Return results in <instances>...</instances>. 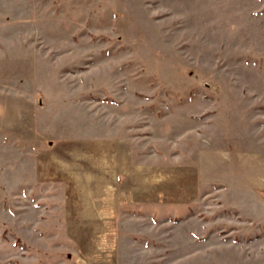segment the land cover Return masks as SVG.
Wrapping results in <instances>:
<instances>
[{
  "label": "rangeland",
  "instance_id": "rangeland-1",
  "mask_svg": "<svg viewBox=\"0 0 264 264\" xmlns=\"http://www.w3.org/2000/svg\"><path fill=\"white\" fill-rule=\"evenodd\" d=\"M126 135L137 161L224 165L189 211L70 236L33 154ZM102 263L264 264V0H0V264Z\"/></svg>",
  "mask_w": 264,
  "mask_h": 264
},
{
  "label": "crops",
  "instance_id": "crops-1",
  "mask_svg": "<svg viewBox=\"0 0 264 264\" xmlns=\"http://www.w3.org/2000/svg\"><path fill=\"white\" fill-rule=\"evenodd\" d=\"M134 146L135 138L126 135L36 149L32 187L50 188L54 183V189H60L57 198L70 236L83 235L81 224L95 226L97 236H119L122 215L129 209L148 207L149 211L153 207V214L164 207L170 208L165 212L187 210L198 199L201 168L204 173L213 164L224 165L214 160L213 152L211 156L204 153L201 160L167 163L158 161L159 155L152 152L148 154L150 160L141 162L135 160ZM154 155L159 159L152 161ZM41 204L39 209L44 207Z\"/></svg>",
  "mask_w": 264,
  "mask_h": 264
}]
</instances>
